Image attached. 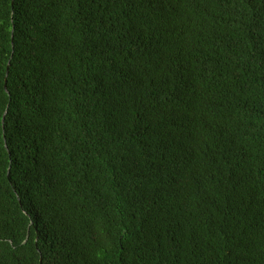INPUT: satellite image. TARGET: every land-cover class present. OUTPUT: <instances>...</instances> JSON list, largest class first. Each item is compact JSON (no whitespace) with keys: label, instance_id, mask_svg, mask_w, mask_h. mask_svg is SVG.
<instances>
[{"label":"trees","instance_id":"trees-1","mask_svg":"<svg viewBox=\"0 0 264 264\" xmlns=\"http://www.w3.org/2000/svg\"><path fill=\"white\" fill-rule=\"evenodd\" d=\"M0 264H264V0H0Z\"/></svg>","mask_w":264,"mask_h":264},{"label":"water","instance_id":"water-1","mask_svg":"<svg viewBox=\"0 0 264 264\" xmlns=\"http://www.w3.org/2000/svg\"><path fill=\"white\" fill-rule=\"evenodd\" d=\"M8 65V64H7Z\"/></svg>","mask_w":264,"mask_h":264}]
</instances>
